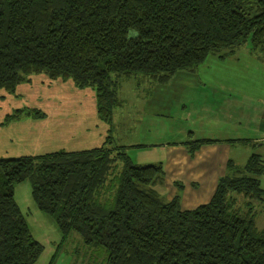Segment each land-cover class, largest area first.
<instances>
[{
	"label": "trees",
	"instance_id": "obj_1",
	"mask_svg": "<svg viewBox=\"0 0 264 264\" xmlns=\"http://www.w3.org/2000/svg\"><path fill=\"white\" fill-rule=\"evenodd\" d=\"M246 43L264 60V0H0V90L14 94L36 75L71 80L95 90L109 125L92 149L0 158V264H35L43 251L15 199L27 179L65 240L79 233L106 253L104 264H264L263 156L243 166L230 159L212 198L183 209L178 194L168 200L156 189L163 161L136 163L114 136L123 79L166 81ZM45 116L28 106L6 122Z\"/></svg>",
	"mask_w": 264,
	"mask_h": 264
},
{
	"label": "rangeland",
	"instance_id": "obj_2",
	"mask_svg": "<svg viewBox=\"0 0 264 264\" xmlns=\"http://www.w3.org/2000/svg\"><path fill=\"white\" fill-rule=\"evenodd\" d=\"M71 82L74 89H83L77 87L74 81ZM63 87V83L59 87H50L44 94L43 102L48 111L60 107L62 94L67 91ZM119 92L122 105L115 112L116 137L121 143H146L143 144L146 147L141 146L129 152L134 160L142 157V163L138 164L163 161L165 166L166 156L170 152L167 154L160 146L168 142L184 141L182 144L190 155H194L203 144H217L216 141L204 142L197 148L189 149L185 143L190 138L207 137H242L230 141L228 153L236 165L243 166L254 153L264 157V60L259 51L249 49L248 43L240 45L231 54L227 48L213 51L199 66L181 70L166 81L159 82L144 75L125 78ZM65 97L68 101L75 99L72 92ZM69 115L72 123L76 122L74 114ZM62 118L51 116L49 120L57 124ZM95 119L98 120V117ZM93 122L90 118L88 125L92 126ZM244 137L252 138L249 140L251 143L240 141L246 140ZM17 145L10 149L11 153L4 145H0V158L27 152L43 154L37 149L22 151L16 148ZM59 146L48 150L60 149ZM210 164L209 160L203 162L204 166ZM167 165L170 166V162ZM173 176L170 169L165 171V182ZM261 184L264 188V173ZM32 186L29 179L18 183L15 186V199L32 235L43 245V251L35 264H104L106 253L85 245L79 233L72 232L65 240L54 218L38 208ZM181 189L177 194L182 202L184 191ZM256 206L257 226L264 229V204L256 203Z\"/></svg>",
	"mask_w": 264,
	"mask_h": 264
},
{
	"label": "crops",
	"instance_id": "obj_3",
	"mask_svg": "<svg viewBox=\"0 0 264 264\" xmlns=\"http://www.w3.org/2000/svg\"><path fill=\"white\" fill-rule=\"evenodd\" d=\"M62 83L64 84L63 89L67 88V91L62 94V101L59 103L60 107L48 111L43 102L45 98L44 94L47 93L50 87H59V84ZM74 88L71 80H51L45 75H36L30 82L21 84L14 94L0 90V145H4L5 149H9V153H11L10 149L15 144H18L16 148L22 151L37 149L36 151L40 153L57 150L79 151L100 146L105 141L109 125L98 116L96 92L90 87L77 90ZM71 92L75 99L73 100L72 98V100L68 101L65 95ZM38 94L40 97H37ZM28 106L37 107L44 111L46 113L45 118L34 119L32 117H24L18 121L6 122L7 115L18 108ZM69 114H74L76 122L72 123V118L69 117ZM51 116L57 119L63 118L56 124L53 121L51 122L52 119L49 120ZM96 116L99 121L95 119ZM90 118L94 120L92 126L88 125ZM116 121L114 113V136L119 145H125L128 152L141 146L146 147V145H143L146 144L145 142H140L137 145L119 142L116 137V131H118L115 126ZM98 128L99 131H97ZM191 133H194V130H191ZM97 134L99 135L98 138H96ZM241 138L238 136H230L228 138L207 137L205 139L215 140L217 144H203L194 155L189 154L186 147L182 144L184 141L161 144L160 147H163L167 154L170 152L166 156L168 159L164 166L165 171L170 169L174 173V176L167 179L163 187L158 186L156 189L166 199L171 200L180 192V189L176 186L178 180L184 184L181 189V191H184V196L182 202L180 200L183 209L195 208L197 205L208 202L215 193L219 178L226 173L228 161L231 159L228 153L231 146L230 141ZM244 138L251 143L249 140L252 138ZM59 142L62 144H58ZM55 145H61L59 146L61 148L52 151L48 150ZM152 145L154 146V143ZM38 154L27 152L8 157ZM141 159L142 157H139L134 161L139 160L136 163H142ZM205 160L211 161V164L204 166L203 162ZM172 161H175L174 164H172ZM168 162H170V166L167 165ZM181 179L184 180L181 181Z\"/></svg>",
	"mask_w": 264,
	"mask_h": 264
}]
</instances>
